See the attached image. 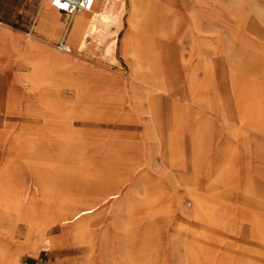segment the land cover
I'll list each match as a JSON object with an SVG mask.
<instances>
[{"label": "rangeland", "instance_id": "obj_1", "mask_svg": "<svg viewBox=\"0 0 264 264\" xmlns=\"http://www.w3.org/2000/svg\"><path fill=\"white\" fill-rule=\"evenodd\" d=\"M139 3L140 15L134 20L130 17L131 0H126L127 11H122L123 14L117 3L114 15L120 29L113 30L115 38L103 39L102 46H97L91 37L87 50L77 52L74 46L72 54L65 55L53 45L52 54L72 60L68 74H81L83 78L77 79L76 84L85 86L83 95L78 97L75 89L66 85L69 81L66 77L60 82V72L53 85L52 123L55 128H73V135L79 138L71 144L81 152L79 162H72L73 170L90 186L105 178L111 180L112 176L125 182L118 199L82 217L90 223V233L77 239L71 233L68 235L87 258L93 255L84 264H99L96 258L103 244L112 259L107 264H189L184 240L190 238L182 233L184 230H190L199 245H195V256H199L198 260L194 258L195 262L209 264L212 259L223 264H264V207H243L237 194L226 190L221 197H213L219 206L211 214L204 210L207 202L200 207L204 211L198 213L192 195L176 184L173 172L163 163L158 136L160 123L169 120L170 129L175 130L173 143L177 153H183L189 160L195 153L201 163L197 171L205 182L208 164L214 166L225 138L228 143L233 141L223 126L222 97L232 99L233 105L226 99V110L232 111L241 124L251 126L256 121V114L244 112L264 113V0H139ZM47 6L53 10L49 3ZM79 15L88 18L91 14ZM33 19L32 15L27 19V26H32ZM113 40L118 42L111 45L114 53L109 55L106 47ZM152 77L155 81L150 86L147 78ZM189 95L197 96L196 101L186 102L184 98ZM238 95H245L253 105L241 108ZM58 103H64L65 110L76 116L69 123L62 125L56 118L61 111ZM56 145L54 139L53 147ZM126 161L128 169L117 176L115 166ZM254 166L247 171L248 176L264 168ZM54 187L51 191L58 196L70 191ZM204 193L200 194L206 196ZM144 199L147 207H139L138 203ZM63 209L70 212L78 207ZM256 214L260 216L256 220L260 232L252 235L250 228L256 221L253 227H249V221ZM47 216L44 210L40 211L39 217L48 219ZM209 218L219 225V231L215 228L213 234L207 232ZM44 254L40 263L48 264L51 257Z\"/></svg>", "mask_w": 264, "mask_h": 264}, {"label": "crops", "instance_id": "obj_2", "mask_svg": "<svg viewBox=\"0 0 264 264\" xmlns=\"http://www.w3.org/2000/svg\"><path fill=\"white\" fill-rule=\"evenodd\" d=\"M47 3L48 0H0V264H45L40 263L44 253L51 257L48 264H84L88 260L66 229L46 225L49 221L39 217L46 208L40 192L42 181L52 179L47 165L53 162L51 107L59 73L53 45L62 52L57 46L64 42L72 52L68 35L80 14L69 17L52 7L51 10ZM31 15L35 19L32 26H27ZM63 73L67 74L60 71V81ZM238 97L244 108L245 95ZM226 99L234 103L229 97H222L221 115L229 113ZM255 111L244 113L252 115ZM222 121L233 141L228 143L225 138L217 151L216 163L238 162L232 156L244 159L245 147L253 152L262 144V137L254 134L250 126L233 125L223 118ZM255 154L250 157L254 158L253 164L259 165L261 160Z\"/></svg>", "mask_w": 264, "mask_h": 264}, {"label": "bare ground", "instance_id": "obj_3", "mask_svg": "<svg viewBox=\"0 0 264 264\" xmlns=\"http://www.w3.org/2000/svg\"><path fill=\"white\" fill-rule=\"evenodd\" d=\"M117 3H119V5L121 7L119 10L121 13H122V11H125V12L127 11L126 0H112L110 5L104 6V7L100 6V8L98 10H95L94 13L92 15H90L88 18H86V16H83V15H78L75 18L72 29L70 31L71 32L70 33V43H71L72 47H74V46L76 47L77 52H82V51L88 49V46L90 44L88 42V38L92 37V40L97 44V46H102L104 44L103 43L104 41H102V40L105 38H115V36L112 33L113 30L120 29V27L118 25L119 21L115 20V18H117V16L114 15L115 7H116ZM131 3H133L132 4L133 7H132V12L130 14V17L132 20H134L135 18H137L140 15L141 6H139V4H140L139 0H131ZM79 13H83V12H79ZM81 31H82V33H80ZM117 42H118L117 40H113V42L108 44L109 46L106 47V52L109 53V55L110 54L113 55V53H114V47H112L111 45H115V44H117ZM54 61L56 62L55 65L58 68V72H60V71L65 72L66 71L67 74L63 73V75H64L63 78L66 77V81L69 80L66 85H68V87L74 88L76 95L78 97H81V95H83L82 89L85 86L84 85L82 86L81 82H79L81 84H76V83H78L77 79H80L83 77L80 76L81 74L80 75L78 74L76 76H72V75L68 74L69 68H71L70 62L71 63H74V62L70 59H66V58H62V57L55 58ZM72 67H75V65L72 64ZM77 69L81 70L80 67H77ZM263 71H262V73H263ZM245 73H247V72H245ZM71 74H73V73H71ZM254 74H256V73H254ZM147 79H148V81H147L148 85H150V86H151V84H153V81H155V79L153 77L151 79H149V78H147ZM62 83H65V82H62ZM105 86H107V85H105ZM152 90H153V88H152ZM155 91L159 92L160 90L155 89ZM195 94L197 95V92ZM196 99H197V96L195 97L194 95H193V97H191L189 95V97L184 98V100L188 103L193 102V101L195 102ZM128 100H129V98H128ZM112 102H113V100H112ZM158 103H159V101H158ZM167 104L169 105V103H167ZM242 104L244 107H250V105H252L251 101H249L246 97L242 100ZM184 106H186V105H184ZM51 108L53 111L54 106H52ZM174 108H175V105H174ZM258 108H261V107L258 106ZM65 109L66 108H65L64 103L59 104V110H61V111L58 112L59 115L57 114L58 116L56 115V118L59 120V123L62 125L69 123V121L72 118L76 117V116H73V114L67 112ZM152 109H154V108H152ZM116 110H117V108H116ZM172 110L174 111V109H172ZM119 111H120V109H119ZM119 111H117V112H119ZM261 111L262 110H259V112L255 111L256 112L255 113L256 114V117H255L256 121L250 127L253 129L254 134H256V135L258 134L262 137V144H260L257 149L253 150V152H252L250 147H248V146L245 147L246 148L244 150L245 151L244 152V154H245L244 159L245 160L239 159V157L237 155H234V156H232V159L238 160V162H236V161H230L229 163H216L215 162V164H214V166H212V168L210 167L211 166L210 164L206 163V164H208V171L206 173V181L205 182H202L203 178L199 176L200 172L197 171L199 169L201 163L200 162L198 163V160H197V157L195 156V153L193 154V157L190 160L186 159L183 156V153H177V150H176L175 145L173 143V135L175 133L174 128H172L173 130L170 129V127H172V125H171L169 120H167L165 124L160 123L161 124L160 127H162V129H160L158 127L160 129L158 136H159L161 159H162L163 163L167 166V168L169 170H171V172H173V175L175 176L174 181L177 182L176 184H179V186L184 187L190 193V195H192V198H193L194 203H195V207L199 211L198 213H201L203 210L202 208H200V207H202V204L204 202H207L208 205L205 206L206 208L204 210H206V212L209 210L207 213L211 214L212 213L211 210L213 208L219 206V204H217V199L215 198V200H214L213 197H218V198H219V196L221 197V195L225 194L224 191H226V190H228L230 192H234V194H237L239 202H241L240 205H242L243 207H247V206L248 207H264V168L257 169L256 172H254L253 176L247 175V173H248L247 171L251 170V168L255 165V164H253L254 160H252L254 158L250 157L253 155V153H256L255 156L261 160V163H259V165H257V166L261 165L264 167V113ZM54 112H56V111H54ZM255 114H254V116H255ZM81 116H82V114H81ZM221 117L223 118V120H225L226 122H228L230 124H233V125H236V124L240 125L241 124V121L237 120V117L234 116V113L232 111L227 113V114L223 113L221 115ZM102 120H104V119H102ZM174 120H175V118H174ZM127 122H129V121H127ZM184 129H185V127H184ZM71 130H68L67 128H64V127H56V128L54 127L53 137H54L55 141L57 142V145L55 147H53V150L51 152L52 153L51 158H52L53 162L51 163V165H47V170L49 168H51L52 179H51V183H47V185L45 184L44 181H42L44 186L40 189V192L42 194L43 201L46 204V206H45L46 208L44 211L47 214H49V216H47L48 217L47 221H49V222H47L46 225L60 224V226H64V229H66L67 234L71 233L73 235V237L75 239H77L82 234H84V233L87 234L91 230L90 223L84 221V219H82L83 216H86V215L88 216L89 214H93L96 211L97 207H101L102 205H105V204H110L112 201L118 199L122 195V192L125 189L124 188L125 182H124V180H121L120 178H116L115 176L119 173L121 174L122 171L128 169L129 164H127V166L124 165L127 163V161L125 163L121 162L120 164H117V166H115V168H114V173L116 174L114 176L115 178H113V176H112L111 180L109 178H105L104 180L99 181L100 183L98 185H94V186L88 185L87 183H85L82 180V177L80 175H78L80 173L73 170V167H72V166H74V165H72V162L76 163V164H77V162H79L78 160H79V157L81 156V152H80V149H77L73 145H71V144H73L72 142L78 141V139H79V138H75V136L73 135V132ZM82 131L80 130V132H82ZM123 133H126V132L123 131ZM74 134H75V132H74ZM84 138H85V136H84ZM192 140H193V138H192ZM105 141H106V139H105ZM118 142H120V141H118ZM242 143H243V141H242ZM133 145H135V144H133ZM140 146H141V144H140ZM116 148H118V147H116ZM184 154H185V152H184ZM207 162H209V160H207ZM132 163H135V161ZM91 164H92V162H91ZM77 167H79V166H77ZM44 173H46V172H44ZM74 173H76L77 175L76 176L73 175ZM98 175H103V174L99 173ZM41 176H42V174H41ZM93 177H94V175H93ZM241 177L244 179H242L243 181L241 180V182H240L239 179H241ZM113 179H115V180H113ZM37 180H39V179H37ZM92 181H94V180L92 179ZM53 184L58 185L59 188H65V189L68 188L70 191H65L63 196L55 195L51 191L52 188H55ZM203 192H205L204 195H206V196H202L200 194ZM179 195H181V194L179 193ZM232 195L233 194H231L230 196H232ZM239 195H240V197H239ZM33 198H35V197H33ZM36 200H38V199H36ZM146 202H147L146 199H144L142 203L139 202L140 203V204L138 203L139 207H147ZM66 207H69V208L70 207H84V208H78L77 211L72 210L70 212L69 211L66 212L63 209ZM205 216H206V214H205ZM259 218H260V216H259ZM259 218L257 217V214H256L254 219H252V221H249L250 222L249 227L254 226L253 228H250L252 235L257 233L258 231L260 232L259 224L256 221ZM210 220L211 219L209 218L208 226H207V232H208V234H213L212 232H215V228L218 229L217 231H219V225H215V223L212 222V220L211 221ZM254 220L256 222L253 226H251L252 223L254 222ZM203 222H204V220H203ZM66 225H68V226H66ZM70 225H73V226H70ZM184 227H186V226H184ZM178 232H180V231H178ZM242 232H244V231H242ZM182 233H184L185 235L187 234V237L189 236V238H190V240H188V239L184 240L185 246L187 249V258L189 260V264H205V263H200V262L194 261V258H196L197 260L199 259V256H195V253H196L195 252V245H197V246H199V245L197 243H195V241L193 240L192 235H191V231L190 230H188V231L184 230ZM144 236H146V235H144ZM203 237H207V236H203ZM84 239H86V238H84ZM144 241H146V240H144ZM146 243H145V245H146ZM102 246H104V247L101 248V250H100L101 252L99 253V256L96 258V260H98L99 264H106L108 260L111 261L112 259L110 257V251H108L107 246L104 244ZM124 254H125V252H124ZM88 257H89L88 259H91V258H93V255L89 254ZM209 264H223V262L222 261L221 262H214L211 259V260H209Z\"/></svg>", "mask_w": 264, "mask_h": 264}, {"label": "built area", "instance_id": "obj_4", "mask_svg": "<svg viewBox=\"0 0 264 264\" xmlns=\"http://www.w3.org/2000/svg\"><path fill=\"white\" fill-rule=\"evenodd\" d=\"M50 6L60 14L73 17L79 12L93 14L97 5L101 7L108 6L112 0H48ZM59 51L71 53L69 45L61 42L57 46Z\"/></svg>", "mask_w": 264, "mask_h": 264}]
</instances>
